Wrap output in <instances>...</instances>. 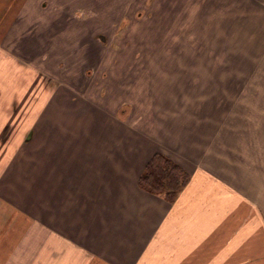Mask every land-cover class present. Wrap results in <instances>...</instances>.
Returning a JSON list of instances; mask_svg holds the SVG:
<instances>
[{
	"label": "crops",
	"instance_id": "1",
	"mask_svg": "<svg viewBox=\"0 0 264 264\" xmlns=\"http://www.w3.org/2000/svg\"><path fill=\"white\" fill-rule=\"evenodd\" d=\"M4 1L17 10L0 11L2 35L23 45L38 33L74 50L61 22L94 19V0ZM18 61L0 66V264H264V130L219 124L209 154L79 91L71 54L30 93ZM157 152L191 175L174 202L139 185Z\"/></svg>",
	"mask_w": 264,
	"mask_h": 264
},
{
	"label": "rangeland",
	"instance_id": "2",
	"mask_svg": "<svg viewBox=\"0 0 264 264\" xmlns=\"http://www.w3.org/2000/svg\"><path fill=\"white\" fill-rule=\"evenodd\" d=\"M15 6L0 0V11L12 15ZM90 10L89 22H61L74 30L71 51L61 50L67 39L58 35L37 33L23 45L2 35L7 19H0V66L2 57L16 56L30 93L71 54L72 70H82L74 69L71 82L79 91L97 104L133 107L145 129L181 132L209 154H219V124L256 125L257 139L263 134L264 0H94ZM16 43L22 51L12 49Z\"/></svg>",
	"mask_w": 264,
	"mask_h": 264
},
{
	"label": "trees",
	"instance_id": "3",
	"mask_svg": "<svg viewBox=\"0 0 264 264\" xmlns=\"http://www.w3.org/2000/svg\"><path fill=\"white\" fill-rule=\"evenodd\" d=\"M190 179V173L177 161L163 152H157L146 164L139 185L152 194L174 202Z\"/></svg>",
	"mask_w": 264,
	"mask_h": 264
}]
</instances>
